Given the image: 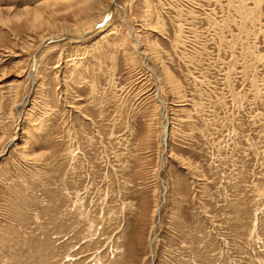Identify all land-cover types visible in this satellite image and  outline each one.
<instances>
[{
    "label": "rangeland",
    "instance_id": "1",
    "mask_svg": "<svg viewBox=\"0 0 264 264\" xmlns=\"http://www.w3.org/2000/svg\"><path fill=\"white\" fill-rule=\"evenodd\" d=\"M0 264H264V0H0Z\"/></svg>",
    "mask_w": 264,
    "mask_h": 264
},
{
    "label": "water",
    "instance_id": "2",
    "mask_svg": "<svg viewBox=\"0 0 264 264\" xmlns=\"http://www.w3.org/2000/svg\"><path fill=\"white\" fill-rule=\"evenodd\" d=\"M109 16H110V14L105 16L104 20L102 22H100L96 27H99V26L103 25L105 23V21L109 18ZM60 39H62V38H60ZM49 41H52V40H49Z\"/></svg>",
    "mask_w": 264,
    "mask_h": 264
},
{
    "label": "bare ground",
    "instance_id": "3",
    "mask_svg": "<svg viewBox=\"0 0 264 264\" xmlns=\"http://www.w3.org/2000/svg\"><path fill=\"white\" fill-rule=\"evenodd\" d=\"M111 2H113V0H111Z\"/></svg>",
    "mask_w": 264,
    "mask_h": 264
}]
</instances>
